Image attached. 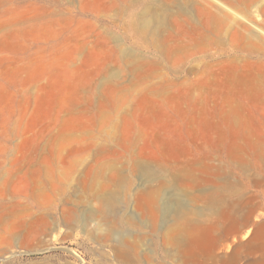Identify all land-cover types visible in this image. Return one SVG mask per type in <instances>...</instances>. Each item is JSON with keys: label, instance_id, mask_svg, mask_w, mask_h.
Instances as JSON below:
<instances>
[{"label": "rangeland", "instance_id": "1", "mask_svg": "<svg viewBox=\"0 0 264 264\" xmlns=\"http://www.w3.org/2000/svg\"><path fill=\"white\" fill-rule=\"evenodd\" d=\"M0 264H264V0H0Z\"/></svg>", "mask_w": 264, "mask_h": 264}, {"label": "bare ground", "instance_id": "2", "mask_svg": "<svg viewBox=\"0 0 264 264\" xmlns=\"http://www.w3.org/2000/svg\"><path fill=\"white\" fill-rule=\"evenodd\" d=\"M228 10H229V8H228Z\"/></svg>", "mask_w": 264, "mask_h": 264}]
</instances>
